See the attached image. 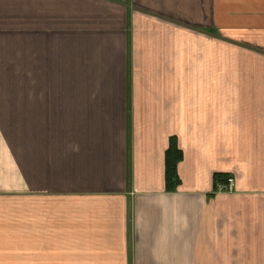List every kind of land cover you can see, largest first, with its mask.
<instances>
[{"label":"crops","instance_id":"0c3cea01","mask_svg":"<svg viewBox=\"0 0 264 264\" xmlns=\"http://www.w3.org/2000/svg\"><path fill=\"white\" fill-rule=\"evenodd\" d=\"M0 264H264V0H0Z\"/></svg>","mask_w":264,"mask_h":264},{"label":"trees","instance_id":"16d2710c","mask_svg":"<svg viewBox=\"0 0 264 264\" xmlns=\"http://www.w3.org/2000/svg\"><path fill=\"white\" fill-rule=\"evenodd\" d=\"M183 158V152L180 150L177 140L172 139L167 154V187L170 191L174 190L181 183L178 166L183 161Z\"/></svg>","mask_w":264,"mask_h":264},{"label":"built area","instance_id":"2783aa9c","mask_svg":"<svg viewBox=\"0 0 264 264\" xmlns=\"http://www.w3.org/2000/svg\"><path fill=\"white\" fill-rule=\"evenodd\" d=\"M235 187H236L235 179L229 178V179H227L225 184H223L219 187V190L221 192H233L235 190Z\"/></svg>","mask_w":264,"mask_h":264}]
</instances>
